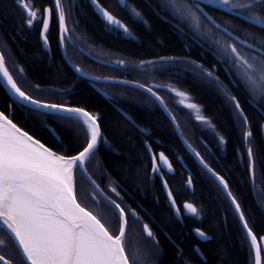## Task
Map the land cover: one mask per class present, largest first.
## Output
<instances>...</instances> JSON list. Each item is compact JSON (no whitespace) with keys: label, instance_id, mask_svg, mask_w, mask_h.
<instances>
[{"label":"snow or ice","instance_id":"6c2138e0","mask_svg":"<svg viewBox=\"0 0 264 264\" xmlns=\"http://www.w3.org/2000/svg\"><path fill=\"white\" fill-rule=\"evenodd\" d=\"M90 2L106 30L133 39L129 23L146 24V13H166L177 21L176 26L183 34L191 33L189 39L214 58L215 63L210 68L187 57L166 56L139 62L118 58L100 63L124 74L165 73L169 68L184 65L181 72H192L195 79L220 90L234 121L241 128L244 152L238 154L246 159L252 194L264 208V188H257L255 184L252 122L242 104L247 103L264 115V0H143L139 7L136 0H116L115 9L105 6L101 0ZM14 3L22 9L26 27L40 25L44 49L50 48L48 32L55 16L60 45L70 44L82 53L86 51L73 39L76 28L70 29L67 24L72 6L64 0H52L47 6H37L33 0H14ZM210 10L222 13V17L210 14ZM121 16L126 17L129 23ZM6 49V44L0 48V82L10 93V102L0 110V264H158L162 248L153 229L159 225L151 214H148L146 222L136 208L125 203L118 181L109 179L107 186L102 188L89 173L88 166L96 158L100 146L111 148L102 130L101 114L86 103L60 99L61 96L73 95L68 89L45 88L39 83L24 84L22 67L17 71L18 82L6 63L10 57V53L6 56ZM92 51L87 49V54L91 55ZM65 59L78 74V80L102 84L101 91L105 94L106 89L112 86H131L133 90L147 93L152 103H159L168 112L181 138L183 131L176 122V116L158 89L175 93L180 98L178 103L191 110L196 121L216 132L215 124L204 114L202 106L192 102L185 91L172 85L141 83L139 79L92 76L71 57L65 55ZM220 72L228 80L227 84L218 74ZM50 97L57 99L52 102ZM17 112L25 121L37 120L41 129H47L58 141L60 151H54L53 147L42 142L36 130L21 123ZM122 115L133 126L139 127L127 114ZM260 127L264 129V124ZM57 129L71 135L61 136ZM140 131L150 136L149 130ZM217 139L220 146L227 143L223 135L217 134ZM143 143L150 155L151 172L159 175L166 191L171 214L181 222L184 216L200 218L202 209L193 202L185 201L182 206L177 204L169 181L161 171L162 165L169 171L173 170L168 157L164 152L157 156L148 140ZM184 143L234 208L244 239L249 242V264H264V235L258 236L253 231L254 225L249 224L229 179L213 169L187 140ZM96 165L103 167L99 160H96ZM77 173L87 179V188L78 185ZM104 175L107 173H102L101 178ZM193 182L194 177L189 173L187 187L192 188ZM194 232L203 242L212 239L199 227ZM130 235L134 243L129 240ZM140 241L145 244L141 245ZM170 250L173 264H192L193 257L197 256L200 264H207L199 246H195L191 254H186L180 243L172 241Z\"/></svg>","mask_w":264,"mask_h":264},{"label":"trees","instance_id":"16d2710c","mask_svg":"<svg viewBox=\"0 0 264 264\" xmlns=\"http://www.w3.org/2000/svg\"><path fill=\"white\" fill-rule=\"evenodd\" d=\"M33 2L37 6H47L52 0ZM65 3L72 6L67 24L70 29L76 28L73 39L80 48L86 50L85 52L92 49L91 56L97 59L96 61L88 58L70 44L63 46L64 51L67 49L66 55L84 71L92 76L139 79L141 83L149 85L177 84L193 102L202 106L204 114L215 124L216 132L196 121L194 113L180 106L173 93L164 88L158 89L168 108L176 116V122L179 123L185 140L200 152L213 169L226 175L249 224L254 225L253 231L258 236L264 235V208L252 194L246 159L238 154L244 152L241 146L242 131L234 121L223 93L215 89L214 85L210 88L207 83L195 79L193 74H189V79L175 82L171 79V74H124L101 66V61L109 59L122 58L134 61V58H152L158 54L181 56L182 43L169 25L155 14L146 13L150 30L138 26L134 32L141 41L135 43L107 33L90 6L82 0H67ZM22 17L23 11L17 7L14 0H0V48L5 44L7 46L6 56L10 53V57L6 63L10 71L19 82L17 71L22 67L24 84L39 83L45 88L68 89L73 95L61 96L60 99L86 103L90 109L101 114L102 130L111 148L100 146L96 158L88 166L89 173L102 188L107 186L109 179L118 181L125 203L136 208L145 217L146 222L148 214H151L156 225H159L153 229L161 241L162 256L158 264H173V253L170 250L172 241L180 243L186 254H191L193 247L199 246L205 254L207 264H249V242L244 239L242 226L230 202L219 191L211 176L185 149L159 104L152 103L147 93L133 90L131 86L108 87L106 89L108 98L102 97L91 85L92 81L78 80V74L64 60L56 23H51L48 32L50 48L44 49L40 25L34 24L32 28H28L24 25ZM95 85L100 89L104 87L102 84ZM233 92L239 95L235 90ZM8 97L0 86V110L10 102ZM112 97L116 99L113 100ZM50 99L55 102L57 97ZM242 104L252 122L257 176L255 184L257 188H264V131L260 127L264 121L252 106L244 102ZM119 109L139 127L129 123ZM17 119L36 130L42 142L53 147L54 151H60L58 141L47 129H41L37 120L25 121L19 112ZM140 129L149 130L150 136L144 135ZM57 132L61 136L71 135L62 129H57ZM217 134L225 137L227 143L224 146L219 145ZM145 140L152 145V150L157 156L164 152L172 163V173L167 170L161 171L165 174L164 178L169 181L177 204L182 206L185 201L193 202L202 209L200 218H183L182 225L171 214L161 180L157 174L153 175L151 172L150 155L143 143ZM96 160L100 161L102 168L96 165ZM105 172L107 175L101 178V174ZM189 173L194 177L192 188H188L186 184ZM77 182L78 185L88 187L87 180L79 173ZM112 195L115 198V195ZM197 227L212 237L210 242H201L191 233L192 229ZM129 240H133L131 235ZM140 244L143 245L145 242L140 241ZM192 262L200 264V258L193 257Z\"/></svg>","mask_w":264,"mask_h":264},{"label":"flooded vegetation","instance_id":"af4514ba","mask_svg":"<svg viewBox=\"0 0 264 264\" xmlns=\"http://www.w3.org/2000/svg\"><path fill=\"white\" fill-rule=\"evenodd\" d=\"M67 0H64V2H66ZM83 2H85L87 5L90 6L91 10L93 11V13L98 17V14L94 11L92 5L89 3L88 0H82ZM101 2L105 5V6H108L110 7V9H115L116 8V0H101ZM143 0H136V3H137V6L139 7L141 4H142ZM210 14L214 15V16H218V17H222V13L218 12V11H215V10H210ZM162 22H165L169 25V27L173 30V33L179 38V40L181 41L182 43V46H183V53L181 54V56H166V57H179V58H184V57H187L188 59H191V60H195V61H198L199 63H203L204 66L206 68H210L212 66L213 63H215V60L214 58L208 53L206 52L203 48L200 47V45L196 42H194L193 40L189 39V36L191 35V33H188L187 35L183 34L178 28H177V21H175L170 15H167L166 13H160L159 15L155 14ZM122 19L125 20L126 23H129L127 18L124 17V16H121ZM224 19H227L228 17H223ZM99 19V17H98ZM147 19V18H146ZM100 20V19H99ZM101 21V20H100ZM52 22H55L56 25L58 26V36L60 35L59 33V25H58V21L56 20L55 16H53V19H52ZM51 22V23H52ZM102 23V22H101ZM51 25V24H50ZM103 25V23H102ZM142 26L144 29L146 30H150V23L147 19V23L144 24V23H140V24H131L129 23V27L132 29V32H133V36L135 37L134 39L133 38H129V37H126V36H123V35H117L116 33H113V32H110L108 30L107 33L109 34H112L114 36H118L120 39L122 40H131L135 43H140L141 39L135 34V30L137 29L138 26ZM104 27V25H103ZM105 28V27H104ZM180 28H184L183 25H180ZM185 32H187V29H184ZM60 44V43H59ZM160 54H158L156 57H152V58H134L133 60L134 61H131V60H127V61H130V62H139L140 60H154L156 59L157 57H159ZM133 58V57H132ZM211 58V59H210ZM185 66L184 65H181L180 68H169L167 70V72L165 73H160V72H156V73H143V74H171V79L175 80V82H178L179 80H183V79H189V74H193L192 72H189V71H184V72H181V68H184ZM220 76H221V79L224 81L225 84L228 83V80L225 78V76L223 75L222 72L218 73ZM176 88H178L179 90H182L180 89V87L177 86V84L175 85H172ZM229 87H231L229 85ZM235 90V89H233ZM183 91V90H182ZM174 94V93H173ZM175 95V94H174ZM176 96V95H175ZM190 97V96H189ZM178 98V97H176ZM179 101V99L177 100V102ZM193 102V101H192ZM180 106H182L180 103H178ZM183 107V106H182ZM259 114L260 112L254 108ZM261 115V114H260ZM261 117L263 118V121H264V116L261 115ZM264 124V122H263ZM264 131V129H263ZM161 170H165V169H162ZM166 171V170H165ZM167 172L169 173H172V171H169L167 170ZM162 184V183H161ZM163 188V187H162ZM164 192V191H163ZM112 195V193H109ZM165 195V194H164ZM166 197V196H165ZM168 202V201H167ZM184 218H190V216H184ZM182 225L184 224V222L182 221H179ZM195 229V228H194ZM194 229H192L191 233L199 240L201 241L195 234L194 232ZM132 242L134 243V241L132 240ZM203 242V241H201ZM195 247H193V250H194ZM262 256H264V253H262ZM192 264H195L192 262Z\"/></svg>","mask_w":264,"mask_h":264},{"label":"water","instance_id":"95a60500","mask_svg":"<svg viewBox=\"0 0 264 264\" xmlns=\"http://www.w3.org/2000/svg\"><path fill=\"white\" fill-rule=\"evenodd\" d=\"M89 1V3L91 4V2H90V0H88ZM92 5V4H91ZM92 7H93V9H94V11H95V8H94V6L92 5ZM96 12V11H95ZM98 14V13H97ZM60 49H61V53H62V56H63V58H64V60L66 61V63L71 67V65L67 62V60L65 59V55H66V53H65V51H64V47L63 46H61L60 45ZM83 54L84 55H86L88 58H90V59H93V60H96L97 61V59H95V58H93L91 55H88L87 54V52H83ZM72 68V67H71ZM91 85L93 86V88L102 96V97H104V98H108V95L107 94H105V92H103V91H101V89L99 88V87H97L96 85H95V83L92 81L91 82ZM0 86H1V88L6 92V94L8 95V96H10V93L8 92V90L6 89V88H4V86H3V84H2V82H0ZM159 104V103H158ZM160 106V105H159ZM160 108L162 109V111L165 113V115L169 118V120L171 121V118H170V116H169V114H168V112L167 111H165L164 110V108L163 107H161L160 106ZM119 112L122 114L123 112L119 109ZM124 116V115H123ZM264 116V115H263ZM125 117V116H124ZM172 123V122H171ZM172 125H173V123H172ZM173 128H174V130H175V132H176V129H175V127H174V125H173ZM176 134H177V132H176ZM177 136H178V138L181 140V142H182V144L184 145V147H185V149L188 151V153L191 155V156H193L192 155V153L187 149V147L185 146V143H184V140H185V138L183 137V138H181L180 137V135L179 134H177ZM194 157V159L196 160V162L198 163V165L202 168V166L200 165V163H199V161L196 159V157L195 156H193ZM158 163H161V165H162V162H160L159 160H158ZM161 168L162 169H165V170H168L167 169V167L166 166H161ZM203 169V168H202ZM158 175V174H157ZM210 175V174H209ZM159 176V175H158ZM85 178V177H84ZM86 179V178H85ZM160 179V178H159ZM87 180V179H86ZM161 180V179H160ZM88 182V181H87ZM161 183H162V181H161ZM162 187H163V184H162ZM163 191H164V194H165V196H166V198H167V195H166V191L164 190V188H163ZM233 208V207H232ZM233 210H234V208H233ZM234 212H235V210H234ZM236 214V213H235ZM236 217H237V219H238V216L236 215ZM241 224V223H240ZM242 226V225H241Z\"/></svg>","mask_w":264,"mask_h":264},{"label":"rangeland","instance_id":"374dc122","mask_svg":"<svg viewBox=\"0 0 264 264\" xmlns=\"http://www.w3.org/2000/svg\"><path fill=\"white\" fill-rule=\"evenodd\" d=\"M174 94H175V93H174ZM176 97H177V96H176ZM178 99H180V98L178 97L177 100H178ZM181 105H182V104H181ZM182 106L184 107V105H182ZM185 108H186V107H185ZM130 241H132V240H130Z\"/></svg>","mask_w":264,"mask_h":264}]
</instances>
